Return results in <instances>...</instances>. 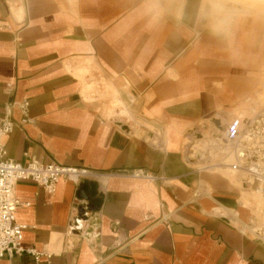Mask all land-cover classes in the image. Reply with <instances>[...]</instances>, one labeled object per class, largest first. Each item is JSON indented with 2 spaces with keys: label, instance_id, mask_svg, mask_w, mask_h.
<instances>
[{
  "label": "crops",
  "instance_id": "crops-1",
  "mask_svg": "<svg viewBox=\"0 0 264 264\" xmlns=\"http://www.w3.org/2000/svg\"><path fill=\"white\" fill-rule=\"evenodd\" d=\"M9 1L0 0V109L29 107L26 122L13 109L7 156L94 175L60 179L54 194L19 181L27 205L15 221L39 256L0 264H264V244L240 231L249 212L239 179L182 155L200 122L263 81L264 17L233 12H259L264 0H15L14 12ZM145 123L162 129L159 145ZM137 169L159 179L125 175Z\"/></svg>",
  "mask_w": 264,
  "mask_h": 264
},
{
  "label": "built area",
  "instance_id": "built-area-1",
  "mask_svg": "<svg viewBox=\"0 0 264 264\" xmlns=\"http://www.w3.org/2000/svg\"><path fill=\"white\" fill-rule=\"evenodd\" d=\"M12 87V84H6L5 91H11ZM15 107L20 111L21 122H26L29 107L26 99L20 102H6L0 109V258L5 254L11 256L27 253L36 260L39 253L22 246V233L28 226L15 221L16 210L27 205L21 203L16 196L17 183L21 180H32L47 193L54 194L60 179H84L93 176L94 173L84 167H65L53 161H43L28 156L27 153H24L26 157L24 163L9 158L5 137L15 126L12 116ZM216 119L219 125L208 130L206 137L209 139L207 140L211 149L206 150L204 156L206 154L209 161H215L220 156H226L225 152L228 153L230 160L225 164L232 174L239 176L242 189L259 193L264 200V106L252 115L235 113L224 125L222 119ZM129 131L130 129L127 133ZM193 134L195 137L200 134L196 140L204 139V135L199 131H194ZM199 157L201 158L200 155ZM125 175L151 181L159 179V176L142 169L125 172ZM168 219L169 216L163 217L164 221ZM245 225L254 231L255 236L252 238L264 244V208L259 209L258 217L251 213Z\"/></svg>",
  "mask_w": 264,
  "mask_h": 264
},
{
  "label": "bare ground",
  "instance_id": "bare-ground-1",
  "mask_svg": "<svg viewBox=\"0 0 264 264\" xmlns=\"http://www.w3.org/2000/svg\"><path fill=\"white\" fill-rule=\"evenodd\" d=\"M14 1L15 0H10L9 1L10 9H12L13 12L19 8V5L14 7V3H15ZM218 3L220 4L219 1H218ZM257 103L258 104H264V90H262V91H260L258 93V95H257ZM256 108H257V106L254 105L253 109H251V113L252 114L255 111H257ZM224 123L225 122L222 121V125H224ZM145 125L146 126H143V125H141V126L154 133V136L152 138L151 137L150 138H151L153 144L156 145L157 143H159V139L162 136V129L159 126H157L156 124H153V123H145ZM210 149L211 148L209 146L208 140H206V139H204V140H196V139H193L192 136L188 134V135H186V143H185V145L183 147L182 154H183V156H185V158L187 160L196 159V157L198 156L197 154H199L201 156V158L195 160L194 162H190V163L194 164V165H196L197 163L201 164L200 167L197 166L200 169L205 168L207 170H212V171H219V170L227 169L230 172L229 168L225 164V163H227L230 160L229 154L225 152L224 154L226 156H224V157L220 156L218 159H215V161H217V163H216L214 160L209 161V156L208 157L204 156V152L206 150L210 151ZM212 157H214V156H212ZM201 160H203L204 163L201 162ZM230 174H231V176L237 177L239 179V183H240L239 176H237L235 174H232L231 172H230ZM240 186H241V183H240ZM243 191L244 192L242 193V197H241V202L240 203L246 207V209L249 212V215H251V213H252V215H254L255 217H258L259 209L260 208H264V200L262 199V196L259 193H256V192H253V191H248V192L245 191V190H243ZM252 194H254L257 197V201L253 202L250 206H248L249 203L251 202V200H253V197H251ZM240 229L243 232L248 233V235H250L251 237L255 236L254 231L252 229H248L247 226L245 225V223L240 224Z\"/></svg>",
  "mask_w": 264,
  "mask_h": 264
},
{
  "label": "rangeland",
  "instance_id": "rangeland-1",
  "mask_svg": "<svg viewBox=\"0 0 264 264\" xmlns=\"http://www.w3.org/2000/svg\"><path fill=\"white\" fill-rule=\"evenodd\" d=\"M250 2H251V0H239V1H237V4H248ZM260 9H261V11L255 12V13H250V12H247V11H245V12L237 11V12H233V13H247V14L254 15V16H263L264 17V7H261ZM240 10H242V9H240ZM262 90H264V79L261 82V84L255 89V91L249 97H247L245 100L241 101L235 107H232V108H229V109H225L221 113H217L216 117L220 118V119H222V121L226 122L235 113H241L242 115H252L251 109H253L254 105L257 106V108H256L257 110L264 106V104H258L257 103V95ZM215 120H218V119L214 118L212 120L213 122H209V121L200 122L199 125L197 126V128L193 129V131L189 135H193L192 138L193 139H197V138L200 137V134H197L196 135L197 138H196L194 136L193 132L194 131H199L201 134L204 135V139L207 140L208 137H206V135L208 134L209 128L211 129V127L219 125V122H217V123L214 122ZM205 156H207V155L205 154ZM183 157L185 158V156H183ZM197 159H200L199 155L196 157V159H193L191 162H194ZM201 162H203V160H201ZM200 165L201 164H198V163L196 164V166H198V167H200ZM251 197H253V200H251V202L249 203L248 206H250L253 202L257 201V197L254 194H252Z\"/></svg>",
  "mask_w": 264,
  "mask_h": 264
},
{
  "label": "water",
  "instance_id": "water-1",
  "mask_svg": "<svg viewBox=\"0 0 264 264\" xmlns=\"http://www.w3.org/2000/svg\"><path fill=\"white\" fill-rule=\"evenodd\" d=\"M214 122H218L217 120H215ZM88 209H93V207H89ZM86 213V208H79L78 209V219L77 220H85L84 214Z\"/></svg>",
  "mask_w": 264,
  "mask_h": 264
}]
</instances>
